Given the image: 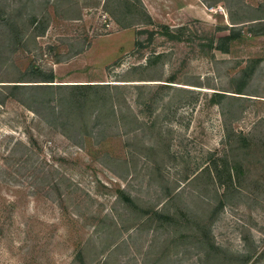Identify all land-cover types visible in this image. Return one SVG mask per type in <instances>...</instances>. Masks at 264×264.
<instances>
[{
    "label": "rangeland",
    "instance_id": "obj_1",
    "mask_svg": "<svg viewBox=\"0 0 264 264\" xmlns=\"http://www.w3.org/2000/svg\"><path fill=\"white\" fill-rule=\"evenodd\" d=\"M142 5L188 30L156 34ZM2 13L18 28L0 18V264H264V34L249 24L232 53L209 47L231 17H263L264 0H0ZM32 69L54 84L144 86L120 88L116 118L94 111L84 143L47 122L43 94L5 98L6 84L41 77ZM214 91L229 94L221 105Z\"/></svg>",
    "mask_w": 264,
    "mask_h": 264
},
{
    "label": "trees",
    "instance_id": "obj_2",
    "mask_svg": "<svg viewBox=\"0 0 264 264\" xmlns=\"http://www.w3.org/2000/svg\"><path fill=\"white\" fill-rule=\"evenodd\" d=\"M123 1V0H121ZM140 2V0H138ZM143 14L145 15L146 21L142 22L147 26H153L155 33L161 36H165L171 40H178L183 37L186 30H188L187 25H182L179 27H171L170 25L156 23L149 13L145 11L144 5ZM6 13H2L0 15L1 23L3 27L7 29L9 34H13L17 31L18 25L13 20L12 15H5ZM34 21V20H33ZM252 21L251 23H248ZM264 16L263 17H254L244 21H237L231 17V25L226 27H216L214 35L210 39V48L212 51H220L222 53L230 54L233 52L234 44L237 39L244 35V29L247 25H250L248 29L249 32L252 33L253 36H258L260 34H264V31H259L258 27L263 25ZM122 24V23H121ZM133 24L131 22L124 24L123 27H131ZM245 26V27H244ZM223 30H227L228 33L224 35L218 36L217 33ZM14 46V47H13ZM13 50H17L16 45H12ZM16 48V49H15ZM211 51V52H212ZM165 56L164 53H154L152 57H147V66L150 65L152 59L158 60ZM211 57H215V53H211ZM249 63V64H248ZM258 65V59L253 57L247 61V65L241 68L240 77L242 78L241 84L234 91L236 94H245V88L248 80L251 78V75L255 68ZM139 67L135 66L131 69H138ZM145 68V67H144ZM33 74L39 72L41 75L37 80H25L24 77H18L13 80L12 84H6V95L5 98L14 97L18 99L25 106L28 105L25 99L19 97V93H27L28 91H34L31 93L43 94L41 95V99H36L38 104L45 106L49 113L51 114L52 119L48 118L49 124L51 126L60 127L61 133L65 135L69 139L80 140L82 142H87L89 138H91L92 133L88 131L89 124L92 122V113L96 111V118L100 119L104 114L116 118L117 110H116V94H118L121 87L129 85L131 87L139 88L140 86L136 83H133L132 79H125L122 76H117L115 79L108 83H77V84H54L56 80V74L54 71H43L41 69H32ZM26 74V73H25ZM152 80V79H150ZM165 83H159L157 85L159 89L161 88H170L172 89V83L176 82V77L173 75L169 76ZM22 82H35V84H22ZM125 82V83H119ZM130 82V83H126ZM132 82V83H131ZM147 87H154L152 85H145ZM49 95L50 97H47ZM229 94L214 91L211 95L212 102L221 105L223 103V99ZM236 97L235 95H233ZM19 97V98H18ZM21 98V99H20ZM30 108V107H29ZM94 108V109H92ZM92 111L89 112V110ZM34 111L38 112V110L34 109ZM89 112V113H88ZM98 144H103L100 141ZM124 162L126 163V168L128 167V159L125 158ZM129 171V167H128ZM119 196L122 200L130 202V195L124 190L119 189ZM14 206V204H12ZM160 211L156 210L155 215H161L158 213ZM8 223L1 222L0 223V234L4 231L5 227ZM216 248L214 244H211V249ZM217 249V248H216ZM82 254V251H80ZM251 254H242L239 256L238 261L239 264H248L251 260Z\"/></svg>",
    "mask_w": 264,
    "mask_h": 264
},
{
    "label": "water",
    "instance_id": "obj_3",
    "mask_svg": "<svg viewBox=\"0 0 264 264\" xmlns=\"http://www.w3.org/2000/svg\"><path fill=\"white\" fill-rule=\"evenodd\" d=\"M72 84V83H71Z\"/></svg>",
    "mask_w": 264,
    "mask_h": 264
}]
</instances>
